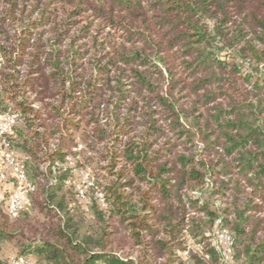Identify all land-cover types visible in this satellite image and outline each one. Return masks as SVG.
<instances>
[{"label":"trees","instance_id":"1","mask_svg":"<svg viewBox=\"0 0 264 264\" xmlns=\"http://www.w3.org/2000/svg\"><path fill=\"white\" fill-rule=\"evenodd\" d=\"M0 58L35 185L16 217L0 202V264L5 243L31 264H219L177 257L218 217L264 264V0H0ZM78 140L90 219L57 164Z\"/></svg>","mask_w":264,"mask_h":264},{"label":"rangeland","instance_id":"2","mask_svg":"<svg viewBox=\"0 0 264 264\" xmlns=\"http://www.w3.org/2000/svg\"><path fill=\"white\" fill-rule=\"evenodd\" d=\"M222 55H224L228 60H233L234 58L230 53L224 52ZM236 62H238L242 66L243 75H252V69L249 62H244L240 59H236ZM251 78L252 80H256L257 78H259V74L254 73ZM7 112L18 114L13 110H5L3 112H0V114ZM83 147L84 145L82 141L78 140L77 144L73 147V154L68 156L63 163L57 164H59L60 166L63 165L65 168L69 169V186H71L76 192L77 200L81 205L85 216L90 219L92 216V209L88 192L90 187L93 186V183L95 181L94 177L96 175L94 172V166L86 162L84 164L82 161L83 155L81 153V150L83 149ZM14 152L16 158L21 161L23 159V154L18 149H15ZM80 162H82V164ZM28 175L29 179L32 180V176H30L29 173ZM55 180L56 178L54 176L50 178L51 182ZM21 191L22 188L19 180L14 175L10 174V177L0 184V202H4L5 204V200L8 201L11 196L21 194ZM95 195L98 204L103 208H107L108 204L106 202L104 194L101 191L96 190ZM29 198L30 193L26 195V209L30 208ZM217 205H220L219 201H217ZM225 236H230L231 241L226 242ZM201 238L202 237H194V235H192L190 232L184 231L182 245L177 250V257L179 258V260L188 263V261H190L195 256L200 258L204 257L205 259H207L209 257V255L206 253L208 250L207 246L211 245L218 254L219 264H246L245 262L240 261L237 257V252L234 244V234L229 229V227L225 225L222 217H218L215 220L213 226L206 230L205 239L202 240ZM216 246L218 248L220 247L221 250L218 251L216 249ZM2 256L10 262H13V260H17L19 258L17 249L13 244L10 243H5L3 245ZM188 264L195 263L191 262Z\"/></svg>","mask_w":264,"mask_h":264},{"label":"built area","instance_id":"3","mask_svg":"<svg viewBox=\"0 0 264 264\" xmlns=\"http://www.w3.org/2000/svg\"><path fill=\"white\" fill-rule=\"evenodd\" d=\"M20 120L16 113L0 114V184L6 181L10 174L14 175L20 182L22 191L19 195L10 197L7 203V210L9 214L16 217L25 208L27 199L26 195L35 189V185L29 180L28 175L22 169L21 165L15 158L12 146L6 132L11 130V127L17 124ZM226 242L231 241V237L225 236ZM219 251L221 248L216 246ZM13 264H31L29 260H13Z\"/></svg>","mask_w":264,"mask_h":264}]
</instances>
